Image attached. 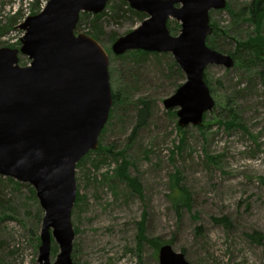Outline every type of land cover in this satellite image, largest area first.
<instances>
[{
    "label": "rangeland",
    "instance_id": "1",
    "mask_svg": "<svg viewBox=\"0 0 264 264\" xmlns=\"http://www.w3.org/2000/svg\"><path fill=\"white\" fill-rule=\"evenodd\" d=\"M35 1L0 0V27L20 12L13 29L4 34L0 30V48L20 47L23 32L18 26L38 14L48 0H38L39 5ZM121 1L110 0L97 22L91 17L96 15L81 13L75 34L91 37L105 51L111 92L119 94L98 147H113L124 158L126 174L138 181L142 192L135 194L115 175L123 159L98 149L81 159L71 215L72 264H159L158 243L183 254L188 264H264V84L258 75L264 62L248 68H205L204 81L216 107L206 114L202 127L181 129L176 109L163 106L186 79L174 67L172 55L138 57L128 55L137 52L130 51L115 56L111 51L119 37L147 17L117 14ZM251 1L226 0V7L238 12ZM209 18L228 33L221 41L226 52L234 51L231 37L244 40L254 34L253 26L237 23L225 9L211 11ZM168 30L177 36L180 23L169 19ZM19 64L27 66L29 60L21 56ZM143 103L148 115L133 134ZM229 104L238 111L245 130L217 121ZM102 159L106 161L96 167ZM176 173L189 193L187 206L173 201ZM0 178V264H38L44 211L35 190ZM221 218H227L228 225L215 221ZM139 223L146 241L139 242ZM255 232L263 236L259 243ZM59 252L52 239L50 263Z\"/></svg>",
    "mask_w": 264,
    "mask_h": 264
},
{
    "label": "water",
    "instance_id": "2",
    "mask_svg": "<svg viewBox=\"0 0 264 264\" xmlns=\"http://www.w3.org/2000/svg\"><path fill=\"white\" fill-rule=\"evenodd\" d=\"M110 0H48L18 26V49L0 48V177L29 184L44 211L38 264H72L71 223L76 201V165L98 148L112 107L108 56L91 37L75 34L81 13L98 15ZM147 17L111 46L115 56L130 51L169 53L185 82L163 101L176 109L178 127H200L215 102L204 81L208 66L234 67L233 59L206 45L209 13L226 0H123ZM169 19L180 23L171 36ZM29 60L20 66L19 58ZM59 246L50 263L51 240ZM159 264H188L168 244Z\"/></svg>",
    "mask_w": 264,
    "mask_h": 264
},
{
    "label": "trees",
    "instance_id": "3",
    "mask_svg": "<svg viewBox=\"0 0 264 264\" xmlns=\"http://www.w3.org/2000/svg\"><path fill=\"white\" fill-rule=\"evenodd\" d=\"M33 1V0H32ZM36 5H39L38 0L35 1ZM124 7V8H123ZM39 10V9H38ZM225 10H227L230 15L236 20V22H240L243 24H250L254 27V34L253 36L248 35V37L244 40L237 39L235 37H231L232 42L236 43L235 48L233 52H226L224 50V45L222 44V38L225 36H228V33L221 30L216 26L214 23H211L212 27V34L207 38L206 45L219 53L225 54L230 56L234 61V67L235 66H246L247 68L250 67L251 64H257L264 62V35L262 34V30L264 27V0H252L250 3H248L246 6H244L242 9H240L238 12L233 11L230 9V7H226ZM33 14V13H32ZM117 14L124 16L125 14L129 16H134L137 18H143L144 14L137 13L131 9L128 8V5L121 1V5L118 6ZM104 13H100L93 17V21L97 22L100 21L104 17ZM85 16L90 17V15L85 14ZM20 19V12L13 14L11 17L8 18V24L5 26H1L0 30L1 33H7L9 30L13 29L14 25H16L17 21ZM79 24V22H78ZM77 24V25H78ZM213 24V25H212ZM80 25V24H79ZM78 25V26H79ZM78 28V27H77ZM167 28H168V22H167ZM229 37V36H228ZM236 41V42H235ZM223 45V46H222ZM128 55H136L138 57H146L151 55V53L143 52V51H137L132 53H127ZM157 55V54H154ZM174 67H176L177 71H179V68L176 64H173ZM180 72V71H179ZM258 75L259 78L264 84V71L259 70ZM119 100V94H112V104L115 105L116 102ZM143 107L138 110V122L136 127L134 128L133 134H135L137 128H141L144 125V122L148 115V109L147 105L145 103L142 104ZM216 105L213 109H215ZM225 112L223 115H220L217 119L219 123H222V126H225L226 128H241L244 129L243 126L240 123V118L238 111L234 108L233 104L227 105L226 108L223 109ZM225 115V116H224ZM206 119V114L203 117V122ZM203 126V124H202ZM201 126V127H202ZM200 128V127H199ZM245 130V129H244ZM108 150L97 148L98 152L103 151V153H106V156H110L113 159L120 158L123 159L122 163L119 165V168H117V172H115V175L118 178H121L126 182L127 186L137 195H141V186L138 183V181L135 178H131L126 174L127 169V162L122 158V156L116 154L114 152L113 147H107ZM90 153V152H89ZM87 153V154H89ZM86 154V155H87ZM85 155V156H86ZM120 156V157H119ZM81 161V160H80ZM105 159H102L95 163V166L98 167L100 163L105 162ZM78 167V164L76 165V168ZM180 174L176 173L173 176V183L175 184V194L173 196V201L179 205V206H187L188 205V197L189 193L188 191L181 185L180 182ZM2 181V178H0V182ZM8 183L13 184V180L6 179ZM77 195V193H76ZM217 223H226L228 225L227 218H221V219H215ZM139 226V242L146 241L144 238V227L142 223L138 224ZM254 236H257L258 243L263 240V236L259 233H254ZM252 235V236H253ZM167 244V243H166ZM160 243L156 245V249L159 250Z\"/></svg>",
    "mask_w": 264,
    "mask_h": 264
}]
</instances>
